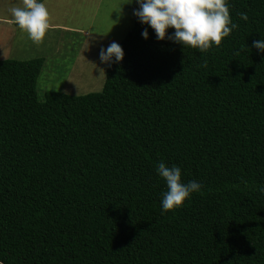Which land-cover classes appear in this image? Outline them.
I'll return each mask as SVG.
<instances>
[{
	"label": "trees",
	"instance_id": "obj_1",
	"mask_svg": "<svg viewBox=\"0 0 264 264\" xmlns=\"http://www.w3.org/2000/svg\"><path fill=\"white\" fill-rule=\"evenodd\" d=\"M228 4L200 52L143 39L132 0L99 92L40 101L42 59L0 60L2 264H264V0ZM161 161L201 184L166 212Z\"/></svg>",
	"mask_w": 264,
	"mask_h": 264
},
{
	"label": "rangeland",
	"instance_id": "obj_2",
	"mask_svg": "<svg viewBox=\"0 0 264 264\" xmlns=\"http://www.w3.org/2000/svg\"><path fill=\"white\" fill-rule=\"evenodd\" d=\"M50 28L37 44L11 21L21 0H0V60L42 59L36 82L38 100L47 91L83 95L99 92L108 63L101 48L119 43L132 27V0H43Z\"/></svg>",
	"mask_w": 264,
	"mask_h": 264
},
{
	"label": "clouds",
	"instance_id": "obj_3",
	"mask_svg": "<svg viewBox=\"0 0 264 264\" xmlns=\"http://www.w3.org/2000/svg\"><path fill=\"white\" fill-rule=\"evenodd\" d=\"M138 5L133 10L141 25H147L141 32L143 39L148 38V28L152 29L158 41L166 38L173 43L189 46L206 52L213 46H218L223 38L229 36L238 25L231 21L228 0H134ZM11 21L19 29L28 34L30 40L39 44L50 28V14L43 0H21L19 6L10 8ZM240 18L247 20V14L241 13ZM252 48L258 52L264 51V39L254 40ZM123 58L122 47L115 41L107 48H101L99 60L101 63L119 62ZM156 173L166 184L162 193L160 207L162 212L182 206L191 194L201 190L199 181L181 180V169L176 165L166 166L158 162ZM258 191L264 194V186ZM2 264V262H0Z\"/></svg>",
	"mask_w": 264,
	"mask_h": 264
}]
</instances>
